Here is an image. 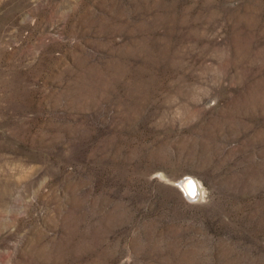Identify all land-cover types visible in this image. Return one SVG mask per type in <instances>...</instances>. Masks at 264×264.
<instances>
[{
  "label": "rangeland",
  "instance_id": "374dc122",
  "mask_svg": "<svg viewBox=\"0 0 264 264\" xmlns=\"http://www.w3.org/2000/svg\"><path fill=\"white\" fill-rule=\"evenodd\" d=\"M0 264H264V0H0Z\"/></svg>",
  "mask_w": 264,
  "mask_h": 264
},
{
  "label": "bare ground",
  "instance_id": "6f19581e",
  "mask_svg": "<svg viewBox=\"0 0 264 264\" xmlns=\"http://www.w3.org/2000/svg\"><path fill=\"white\" fill-rule=\"evenodd\" d=\"M180 187L182 188V190L184 191V193L188 198H193L197 195L198 188L195 191L194 187L189 185L185 180L180 182Z\"/></svg>",
  "mask_w": 264,
  "mask_h": 264
},
{
  "label": "water",
  "instance_id": "95a60500",
  "mask_svg": "<svg viewBox=\"0 0 264 264\" xmlns=\"http://www.w3.org/2000/svg\"><path fill=\"white\" fill-rule=\"evenodd\" d=\"M185 181H187V183H188L189 185L193 186L194 189H195V191H196L197 186H196V184H195V181H193V180H191V179H186Z\"/></svg>",
  "mask_w": 264,
  "mask_h": 264
}]
</instances>
